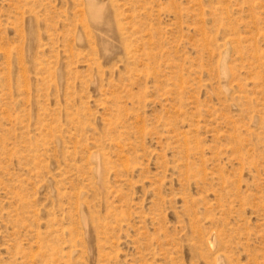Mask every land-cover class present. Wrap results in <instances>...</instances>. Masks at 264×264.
<instances>
[{
    "label": "rangeland",
    "instance_id": "rangeland-1",
    "mask_svg": "<svg viewBox=\"0 0 264 264\" xmlns=\"http://www.w3.org/2000/svg\"><path fill=\"white\" fill-rule=\"evenodd\" d=\"M0 264H264V0H0Z\"/></svg>",
    "mask_w": 264,
    "mask_h": 264
}]
</instances>
